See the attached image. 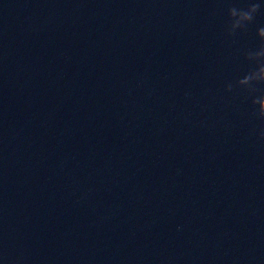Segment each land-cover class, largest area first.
Returning <instances> with one entry per match:
<instances>
[{"label":"water","instance_id":"95a60500","mask_svg":"<svg viewBox=\"0 0 264 264\" xmlns=\"http://www.w3.org/2000/svg\"><path fill=\"white\" fill-rule=\"evenodd\" d=\"M262 26L264 0H0V264H264L262 122L225 91Z\"/></svg>","mask_w":264,"mask_h":264},{"label":"clouds","instance_id":"9594fccd","mask_svg":"<svg viewBox=\"0 0 264 264\" xmlns=\"http://www.w3.org/2000/svg\"><path fill=\"white\" fill-rule=\"evenodd\" d=\"M260 7V3L257 2H250L246 8L229 6L226 13L228 34L233 35L237 29L244 30L253 21ZM256 37L259 41L258 46L243 53L244 59L250 62L253 67L237 79L235 84H227L225 91H232L233 87H236L251 96L253 115L262 122L258 137L264 140V91H259L255 87L258 84H264V26L256 30Z\"/></svg>","mask_w":264,"mask_h":264}]
</instances>
